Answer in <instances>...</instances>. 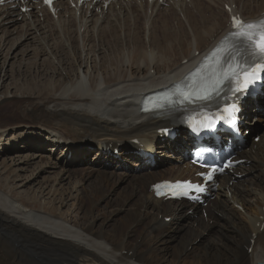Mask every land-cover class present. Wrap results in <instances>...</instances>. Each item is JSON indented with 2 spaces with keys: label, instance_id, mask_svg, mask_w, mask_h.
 Instances as JSON below:
<instances>
[{
  "label": "bare ground",
  "instance_id": "6f19581e",
  "mask_svg": "<svg viewBox=\"0 0 264 264\" xmlns=\"http://www.w3.org/2000/svg\"><path fill=\"white\" fill-rule=\"evenodd\" d=\"M206 1L170 0L163 9L159 2L144 7L142 1L111 0L106 5L101 0L74 9L66 0H57L55 14L46 8L38 10L31 0L24 5L31 8L27 12L12 9L13 3L0 7V89L7 79L13 82L15 75L17 83L6 86L29 89L1 92L0 108L11 104L17 111L38 109L43 116L27 119L40 128H23L0 140L1 153L15 154L3 159L2 163L8 160L10 165L0 169L9 167L0 179V264H99L97 254L113 264H264V133L259 143H251L241 155L250 162L241 174L254 173L243 181L222 179L218 195H227L228 201L215 200L207 218L195 206L163 203L149 192L153 182L166 176L179 179L191 172L189 168L163 173L145 164L148 158L141 155L144 169L116 172L125 168L123 159L127 158H115L110 150L122 146V153L138 139L143 147L156 145L168 153L179 148L181 156L176 154V158L184 160L187 144L193 140L187 134L174 142L164 139L160 129L174 122L162 116L167 109L142 113L141 100L150 92L174 86L227 34L225 5L238 13L244 8L248 21L264 14V0ZM221 5L220 17L212 7ZM171 21L174 28L169 26ZM21 52L34 56L29 54L26 60L33 70L27 83L14 62L5 68ZM52 55L56 64L50 60ZM18 62L22 66V57ZM251 103L252 108L249 103L243 108L249 126L263 114L258 102ZM44 142L49 143L45 144L51 150L48 154L65 145L62 152L71 153L75 164L84 167L72 168L66 159L45 158L42 151L47 148H40ZM72 143L83 146L75 150ZM90 146H97L95 167L85 166ZM101 158L116 164L115 171L104 168ZM42 170L57 172L47 176L36 192L32 187L25 189L28 183L34 185L32 173ZM70 179L74 183L67 197L55 183ZM73 190L75 214L61 213L59 208L66 206ZM58 194L55 208L53 198ZM164 217L175 222L185 219V223L168 225ZM195 223L197 229L203 228L201 232L192 226ZM208 229V237L201 240ZM197 240L200 243L195 246ZM122 250L129 255L122 256Z\"/></svg>",
  "mask_w": 264,
  "mask_h": 264
},
{
  "label": "snow or ice",
  "instance_id": "6c2138e0",
  "mask_svg": "<svg viewBox=\"0 0 264 264\" xmlns=\"http://www.w3.org/2000/svg\"><path fill=\"white\" fill-rule=\"evenodd\" d=\"M45 2L51 5L52 0ZM232 28L233 31L220 42L209 57L202 61L200 68L185 78L183 87L175 86V94L180 97L178 101L164 96L160 100L149 101L151 107L145 106L144 111H159L164 109L166 104L223 101V106L218 107L217 111L197 114L198 122L206 130H212L221 122L234 126L238 118L237 113L240 111L237 101L247 94L246 90L249 86L254 85L258 80L262 81L264 86V20L246 22L234 16ZM229 100L231 103H228ZM196 119L197 117H190L189 122ZM230 164L229 161L225 166ZM217 170L223 171V168L213 167L207 176L209 181L213 179L212 173ZM184 185H187L184 195L204 191L200 185L192 186L190 182H184ZM167 187L172 194H175L170 185ZM176 187L180 188L182 185L178 183ZM156 188L157 195L166 194L161 190L160 185Z\"/></svg>",
  "mask_w": 264,
  "mask_h": 264
},
{
  "label": "rangeland",
  "instance_id": "374dc122",
  "mask_svg": "<svg viewBox=\"0 0 264 264\" xmlns=\"http://www.w3.org/2000/svg\"><path fill=\"white\" fill-rule=\"evenodd\" d=\"M140 20H141V23H140ZM142 22H143V20H142V17H140V19H139V22H138V28H140V30H141V27H143L142 26ZM140 23V24H139ZM171 24H169V26L170 27H172V28H174L175 27V25H173L172 23V21L170 22ZM132 31V30H131ZM143 33L141 32L140 33V36L142 35ZM13 37H15V35L14 34H12V36H11V38H13ZM141 39H143V37L141 38ZM29 45H30V43L28 44V47H29ZM79 45H81L80 44V42H79ZM6 46H4V48H5ZM18 49H20V48H18ZM13 54V53H12ZM11 54V55H12ZM29 54H31V53H26V54H24L23 55V53L21 52V54L19 55V56H17V58H15V60H11L10 61V64H9V67L8 66H6L5 68H10V65L14 62V66L13 67H15V68H19V70H20V72L22 73V74H24V78L26 79H24L25 81H26V83H27V80H29V77H28V75L30 74V72H31V76H33V70L31 69H28V66L26 65V63L28 62V61H26V60H28V55ZM21 57H22V62H21V65L22 66H24V67H22V66H19V59H21ZM32 57H34L33 56V53L31 54V57L30 58H32ZM50 60L54 63V64H56L57 63V59L56 58H54L53 57V55L52 56H50ZM3 60V59H2ZM1 60V61H2ZM18 64V65H17ZM0 66H1V62H0ZM13 69V71H12V73H14V71H16V69ZM28 69V70H27ZM26 72V73H25ZM7 74L9 75V76H11V73H9V72H7ZM26 74V75H25ZM29 75V76H30ZM26 76V77H25ZM63 76H65V72H64V74H63ZM38 77V76H37ZM14 78V80H13V82H12V80L9 78V79H7L5 82H4V86L0 89V93L1 92H3V93H9V94H13V93H18V92H20V91H18V90H29L28 88H22V87H20V86H18V87H14V88H8V87H10L12 84L11 83H17V78H18V76H14L13 77ZM22 78V77H21ZM23 81V80H22ZM8 87H7V86ZM27 85H29V84H27ZM28 93H29V91H28ZM4 97V99H7L8 100V98H6L5 96H3ZM11 104H6V105H4L3 107H1L0 108V127H2L1 128V130H0V136H2V137H0V140H1V138L2 139H4L7 135H9L10 133H12V132H14V131H18V130H20V129H23V128H40V125H38V126H33V125H31L30 123H28L29 121H27V119H29V116H33V115H36V114H39V116H38V118H43V116H41L40 115V113L38 112V111H40V110H35L36 112H31V111H17V110H14L13 109V106L11 105ZM41 112V111H40ZM42 113V112H41ZM2 117V118H1ZM44 121H46L45 119L44 120H42V121H40V122H44ZM253 127H254V132H256V131H259V133H260V135H262L263 133H264V121H257V122H255V124H253ZM36 140V138H34V141ZM39 145V144H38ZM81 146H83V145H77L76 143H72L71 144V147L72 148H75V150H77V149H79ZM47 148V150H45V151H42V153H43V155L45 156V158L46 157H51V159H66V161L68 162V163H73L70 167H72V168H76V169H81V166L82 167H84L83 165H77V164H75V162H74V158H72V156L70 157V154H69V157L68 158H66V155H65V152H62V151H64V147H65V145H62V146H60V148H58L57 150H53L51 153H49L48 154V151H51V150H49L48 149V147L49 146H46V145H44V146H41L40 148ZM50 148V147H49ZM30 149V151H28L29 153H31V154H33V151H31V148H29ZM63 149V150H62ZM61 152H62V154H61ZM97 152V150L96 149H93V150H91V152H90V154H89V156L88 157H86V159H84V161L86 162V167L88 166V167H95V165L97 164V162H96V160H93L94 159V157H95V153ZM165 151H163L162 150V153H164ZM27 153V152H26ZM0 169H1V167L2 166H8V165H10V161H6V162H4V163H2V161H3V159H5V158H13V156H15V154H10V153H8V154H3V153H1L0 152ZM171 154V155H170ZM3 155V156H2ZM168 156H171L172 158H168ZM174 156H175V154H174ZM174 156H173V154L172 153H166V154H164V156H159L160 157V159H161V163H162V165H161V167H160V169H165V168H169V167H171V165H172V163L174 162ZM102 163H103V161H101ZM36 163H37V161H36ZM3 164V165H2ZM33 164V163H32ZM133 165H135L136 164V162H133L132 163ZM104 168H106V169H112L114 166H106V165H102ZM32 168H34L35 166L34 165H32L31 166ZM180 167H182V166H180ZM125 168H127V167H125ZM9 169V167H3L2 168V170H0V179L2 180V179H4V177L7 175V174H5L6 173V171ZM5 171V172H4ZM123 170H121L120 172H122ZM53 172H57V171H52L50 174L49 173H47V172H45V171H41V173L40 172H33L32 174V177L33 178H35L34 179V181H32V182H34V185L33 186H29V183L27 184V186L25 187V189L26 188H29V187H32L33 189H35L34 191L36 192L37 190H39V188L43 185V183H44V181L46 182V180H47V176H49V177H53L54 176V174L55 173H53ZM119 172V171H118ZM29 174H30V172H29V167H28V172L26 173V175L27 176H29ZM24 176V175H23ZM32 178V179H33ZM46 179V180H45ZM51 180H53V179H51ZM72 181V182H71ZM257 181H260V178H257ZM14 182H16V181H14ZM16 183H20L19 182V180L16 182ZM60 183V182H59ZM58 182L57 183H55V187L57 188V189H62V190H60V192H64V195L65 196H67L68 197V192L70 191V189L72 188V186H73V183H74V180L73 179H70V180H66V181H64L63 183H61V184H59ZM147 186V185H146ZM146 186H144L143 187V190L146 188ZM22 189H20V188H18V191L20 192ZM47 191L46 192H48L50 189H46ZM69 190V191H68ZM51 191V190H50ZM53 191V190H52ZM52 191H51V194H52ZM34 192V193H35ZM68 193V194H67ZM32 194H33V192H32ZM37 194V193H36ZM62 194V193H61ZM73 194H74V196H73ZM38 196H39V198H41V195H39V194H37ZM63 195V196H64ZM59 196V194L58 195H55L54 196V198H53V200L55 199V201H56V206H55V208H57V198L56 197H58ZM71 198L69 199V200H66V206L65 207H62V208H59V211L61 212V213H65L66 211H68V212H71V214H75V212H74V210H72L73 209V206H72V204L74 203V198L76 197V190H73V192H71ZM46 198V197H45ZM40 201H42V204H43V201H44V199H40ZM45 202H48V200H46ZM101 208H105V206H101ZM106 210H108V208H106ZM240 211V210H239ZM68 212H66V213H68ZM73 212V213H72ZM240 213H243V214H246V212L243 210V211H240ZM114 217V215H112V218ZM102 220V219H101ZM185 223V219L183 220V221H181L180 222V224L182 225V224H184ZM197 229V228H196ZM198 230V229H197ZM248 230V229H247ZM208 236H207V234H204V236H203V238L201 239V240H203V239H205V238H207ZM245 239V237L243 238V240H240L241 242L242 241H245L244 240ZM198 243H200L199 242V240L198 241H196L195 242V246H196V244H198ZM193 245V246H194ZM121 255L122 256H128L129 254L127 253V251H125V250H122L121 251ZM180 258H181V260H182V256H180ZM96 259H97V263H99V264H103L104 262H107L108 264H113V263H111L107 258H105L104 256H102V255H100V254H97V257H96ZM186 261H188V260H186ZM185 263V262H184ZM183 262H181V263H178V264H184Z\"/></svg>",
  "mask_w": 264,
  "mask_h": 264
}]
</instances>
